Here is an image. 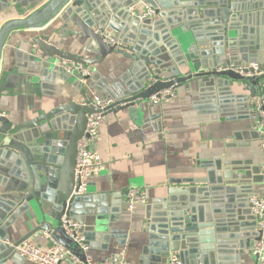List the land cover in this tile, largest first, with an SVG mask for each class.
Segmentation results:
<instances>
[{
  "label": "water",
  "instance_id": "1",
  "mask_svg": "<svg viewBox=\"0 0 264 264\" xmlns=\"http://www.w3.org/2000/svg\"><path fill=\"white\" fill-rule=\"evenodd\" d=\"M136 3L156 9L159 17L140 20L128 9ZM4 9L17 10L12 0H0V14ZM55 20L73 25L60 37H76L82 53H72L40 35L17 53V62L42 70L44 77L51 73V80L74 79L72 87L82 99L63 101L18 124L0 115V264L17 261L21 255L15 247L43 234L86 261V251L66 234L65 215L79 224L88 248L108 250L112 239L117 247L128 242V231L117 227L121 192L114 194L107 208L99 197L74 191L78 143L86 134L88 114L100 109L91 102L84 82L67 73L61 61L96 68L114 53L130 60L119 80L92 85L121 103L105 115L128 110L157 118L147 106L150 96L192 83H197L200 98L218 96L220 112L226 117L233 109L227 103L237 99L239 111L247 116L253 111L249 99L264 94V74L245 77L231 69L218 71L231 63L264 62V0H46L30 13L1 23L0 75L9 36L19 30L43 29ZM106 27L116 33L122 48L106 43L97 32ZM152 36L155 40L149 39ZM152 78L157 81L150 86ZM234 82L235 90L245 88L247 94L233 95ZM253 132L255 139L261 138L259 129ZM200 167L203 175L172 180L165 196L147 205L149 243L143 248L141 264H165L174 252L183 264H243L253 241L261 238L251 204L239 194H253L254 186L264 181V165L218 156ZM258 171H263V177H253ZM22 216L27 231L10 241L11 233L22 228L17 226ZM252 260L258 264L257 255Z\"/></svg>",
  "mask_w": 264,
  "mask_h": 264
},
{
  "label": "crops",
  "instance_id": "2",
  "mask_svg": "<svg viewBox=\"0 0 264 264\" xmlns=\"http://www.w3.org/2000/svg\"><path fill=\"white\" fill-rule=\"evenodd\" d=\"M45 1L12 0L17 10L8 13L4 9L0 14V25L7 19L30 13ZM72 26H65L62 21L55 20L43 29L16 31L7 39L0 75L2 83L0 112L4 113L14 124L47 111L63 101L82 99V95L72 87L74 79L63 82L57 77L56 80H51V73L44 77L42 70L33 71L30 64L21 62L20 65L17 62V53L28 49L29 41L40 35L49 36L51 41H57L61 48L72 53H82L77 46L76 37L72 35H67L66 38L60 37L67 27ZM206 29L207 32L208 27ZM149 39L155 40L154 36ZM79 41L82 44L85 43L83 38H79ZM129 63V59L114 53L108 55L103 64L96 66L99 70L97 77H95L96 68L92 67V75L83 81L90 97L94 91L98 95L107 96L92 85L101 87L105 80L109 82L119 80V76L126 71ZM32 76L36 83L30 78ZM232 89L234 90L233 95H237L240 91L247 94L245 88L238 87L235 90V82L232 84ZM227 105L233 107L232 112L228 114L229 118L220 112L218 96L202 99L199 96L197 83H192L190 87L182 86L176 89L173 96L166 101L147 105L152 108L153 115H159L157 118L150 117L147 112L139 116L128 110L105 115L103 138L95 147L106 169L91 178L88 193L99 197V202L106 203L109 208L115 199L114 194L121 192L123 206L117 227L128 231V242L125 246L117 247L115 246L116 239H112L108 250L88 248L86 251L88 258L93 261H103L107 258L124 259L131 264H141L143 248L149 243L147 205L164 197L168 188L172 186V180L203 175L200 167L202 162L220 156L251 159L253 165H264L262 138L255 139L253 132L259 129L253 107L254 112L250 110L245 116L239 111L237 99ZM144 119H148V123H145ZM236 134H240L239 137H236ZM233 143L243 146L229 147ZM252 175L263 177V171ZM130 187L142 189L148 199L146 204L140 205L131 214L124 209L126 197L124 191ZM254 194H264V181L254 186L252 195ZM252 195L249 191L239 194L247 201ZM24 221L26 217L22 216L17 223V226H22V228L11 233L10 241H16L26 233L27 230L22 223ZM29 240L45 247L53 243L47 234ZM251 248L247 251L245 264H253ZM230 255L233 254L228 253L226 256ZM230 261L235 263L234 258ZM5 264L38 263L19 256L17 261L7 260Z\"/></svg>",
  "mask_w": 264,
  "mask_h": 264
},
{
  "label": "built area",
  "instance_id": "3",
  "mask_svg": "<svg viewBox=\"0 0 264 264\" xmlns=\"http://www.w3.org/2000/svg\"><path fill=\"white\" fill-rule=\"evenodd\" d=\"M132 13L136 14L140 20L147 18L156 19L159 17L156 9L136 3L128 8ZM105 42L122 48L123 43L117 38L116 34L109 28L97 29ZM61 66L67 73L76 76L79 80L85 81L87 77L92 75V66L76 63L72 61H61ZM231 69L242 76L253 77L264 74V62H241L238 65L231 63L229 67L220 66L218 71ZM157 79H150L149 85L153 84ZM175 90L172 88L163 89L157 94L151 95L148 100V105L161 103L173 96ZM91 102L100 109L98 113L88 114L86 134L79 140L78 155L76 159V185L75 192L79 195L88 192L89 182L92 177L100 174L106 169V165L96 149L102 138V130L105 119V112L110 108L116 107L121 103L115 101L108 96L94 94L90 97ZM251 106L257 114L258 127L262 138V148L264 149V94L255 95L249 99ZM0 115H5L0 112ZM148 202L147 195L142 189L130 187L126 192L124 200V209L127 213H134L138 207ZM249 203L256 216V229L262 232L259 240L255 241L251 248L253 256H258V264H264V194H254L250 197ZM62 224L69 238L73 239L82 250L87 251L88 246L83 244L84 237L78 232L79 224L70 216L65 215L62 218ZM16 251L26 259H29L38 264H131L124 259L107 258L103 261H93L87 258L83 261L78 255L74 254L66 246L53 242L48 246H41L31 240H26L15 247ZM165 264H183L177 253H172L166 260Z\"/></svg>",
  "mask_w": 264,
  "mask_h": 264
}]
</instances>
